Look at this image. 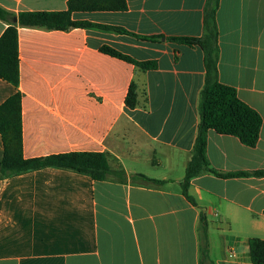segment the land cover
<instances>
[{"label":"crops","instance_id":"0c3cea01","mask_svg":"<svg viewBox=\"0 0 264 264\" xmlns=\"http://www.w3.org/2000/svg\"><path fill=\"white\" fill-rule=\"evenodd\" d=\"M207 0H127L124 12H76L74 21L118 27L69 31L23 27V12H62L68 0H0V38L18 29L20 82L0 78V106L19 93L27 159L104 153V181L54 168L0 179V264H200L208 221L215 264H253L264 240V177L203 174L182 193L197 137L204 53L168 38H201ZM17 19V23L14 20ZM219 80L262 118L257 145L209 131L207 159L219 173L264 171V0H220ZM103 46L157 68L142 71ZM139 105L127 108L131 84ZM3 141L0 135V159ZM166 181L135 182L133 176Z\"/></svg>","mask_w":264,"mask_h":264},{"label":"trees","instance_id":"16d2710c","mask_svg":"<svg viewBox=\"0 0 264 264\" xmlns=\"http://www.w3.org/2000/svg\"><path fill=\"white\" fill-rule=\"evenodd\" d=\"M220 0H207L204 11V34L201 38H168L176 43L187 46H198L204 53L206 69L205 84L200 93V122L192 158L186 167L182 182V193L195 205V200L189 194L191 181L203 174H213L220 178L231 177H264V171L219 173L211 168L207 159V144L209 131L221 135L238 138L247 147H255L259 141L262 118L254 109L241 101L235 88L224 85L219 80V28L217 11ZM128 9L127 0H68V10L62 12H23L18 16L23 27L41 28L47 30L69 31L74 28L98 29L108 32L134 35L138 38L155 41L159 37H140L125 29L74 21L76 12H124ZM12 15L0 7V19L10 22ZM104 54L121 59L135 65L142 71L154 70V61L139 62L121 54L111 47L103 46ZM0 78L19 86V38L18 29L10 25L0 38ZM125 104L129 109L138 105V87L133 82L127 93ZM0 135L3 141V152L0 159V179H8L23 174L47 168L70 171L88 176L94 181H104L111 174L107 155L104 153L74 152L61 155H51L27 159L23 154V126L21 96L19 93L11 96L0 106ZM135 182L162 186L166 181L150 179L143 175L133 176ZM208 236V221L201 216L199 224V262L200 264H215L210 257ZM249 255L253 264H264V240L254 238L249 241Z\"/></svg>","mask_w":264,"mask_h":264},{"label":"water","instance_id":"95a60500","mask_svg":"<svg viewBox=\"0 0 264 264\" xmlns=\"http://www.w3.org/2000/svg\"><path fill=\"white\" fill-rule=\"evenodd\" d=\"M14 22L17 23V19H15ZM0 169H1V166H0Z\"/></svg>","mask_w":264,"mask_h":264}]
</instances>
